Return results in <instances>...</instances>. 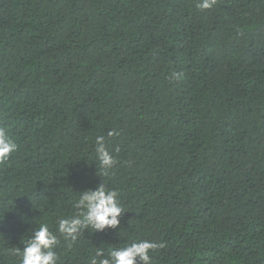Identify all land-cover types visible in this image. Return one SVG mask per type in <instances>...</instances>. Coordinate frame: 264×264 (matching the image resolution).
Instances as JSON below:
<instances>
[{
  "label": "trees",
  "instance_id": "obj_1",
  "mask_svg": "<svg viewBox=\"0 0 264 264\" xmlns=\"http://www.w3.org/2000/svg\"><path fill=\"white\" fill-rule=\"evenodd\" d=\"M0 129V264H264V0H0Z\"/></svg>",
  "mask_w": 264,
  "mask_h": 264
},
{
  "label": "clouds",
  "instance_id": "obj_2",
  "mask_svg": "<svg viewBox=\"0 0 264 264\" xmlns=\"http://www.w3.org/2000/svg\"><path fill=\"white\" fill-rule=\"evenodd\" d=\"M12 147L13 145L5 140L4 131L0 129V156L7 155ZM101 154L103 162L110 164L111 159L107 153L101 149ZM114 196L115 193H106L102 187L98 191L85 193L81 199V205L87 208V214L83 217L84 222L96 230L117 226L119 223L117 217L121 209L115 203ZM80 225L81 219L74 218L71 221H62L60 230L71 235L78 230ZM54 243L55 240L50 236L47 228H41L36 233L32 244L24 251V264H55L50 251ZM154 247L155 245L151 242H141L120 251H113L112 255L115 257V264H136L137 257L144 264H150L148 253ZM93 264L96 262L93 261ZM100 264H109V261L103 260L100 261Z\"/></svg>",
  "mask_w": 264,
  "mask_h": 264
}]
</instances>
